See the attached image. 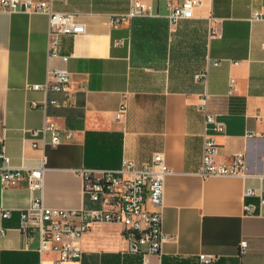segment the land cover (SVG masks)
Segmentation results:
<instances>
[{"label":"crops","instance_id":"crops-1","mask_svg":"<svg viewBox=\"0 0 264 264\" xmlns=\"http://www.w3.org/2000/svg\"><path fill=\"white\" fill-rule=\"evenodd\" d=\"M145 1L158 16L114 26L111 17L126 13L130 0H53L54 10L75 13L85 25L81 34L60 35L53 57L48 15L0 11V132L6 153L14 165L44 160V201L59 208L98 206L84 192L82 168L116 169L124 158L139 166L156 152L165 154L171 173L160 253H131L120 225L96 222L79 242L82 257L66 264H200L202 254L214 257L211 264H264V205L254 216L244 214V204L258 205L264 194V0H203L195 18L175 27L166 17L168 0ZM193 57L200 60L197 73L208 69L206 85L195 78L189 88H171V67L187 66ZM58 67L70 72L66 113L56 112L66 107H44L60 94L30 87L45 84L48 71ZM205 92L208 111L224 122L223 131L205 127ZM124 100L127 110L117 120ZM45 122L71 130L72 138L34 147L29 129ZM205 132L218 143L217 163L230 166L243 153L247 175L200 174ZM247 187L255 194L246 196ZM31 196L26 181L3 188L0 178V207L12 210L0 217L6 229L0 264H53L57 257L39 252L37 230L27 235L19 229L20 210Z\"/></svg>","mask_w":264,"mask_h":264},{"label":"built area","instance_id":"built-area-1","mask_svg":"<svg viewBox=\"0 0 264 264\" xmlns=\"http://www.w3.org/2000/svg\"><path fill=\"white\" fill-rule=\"evenodd\" d=\"M53 0H0V11H24L48 15V55H58L59 37L62 34L77 35L85 31V25L77 20L75 13L59 12L53 9ZM203 5V0H182L173 4L168 0L166 17L172 27L183 19L196 17V9ZM154 5L145 0H130L129 10L121 15H114L111 21L114 26L125 20L138 17L158 16ZM259 18V15H257ZM64 61L67 55L61 56ZM217 63V62H216ZM196 80L206 85L208 69L196 74ZM34 89H45L46 92L60 94L62 98L53 97L45 102L44 107H66L70 93V72L67 68L58 67L48 71L45 84L30 85ZM208 94L202 97L200 108L205 114V127L208 124L216 131H223L225 124L218 120L207 108ZM35 105V103H34ZM127 110L124 100L115 117L121 120ZM249 133L248 137L253 136ZM29 137L34 147L49 144L56 146L62 141L72 138V131L61 129L53 122H45L41 127L29 129ZM5 132H0V178L2 187L24 180L32 196L30 204L20 210L21 232L30 235L38 231L40 253L54 251L57 257L53 264H66L70 260L80 259L82 249L80 240L85 231L93 223L111 222L121 226L122 235L128 243L131 253L159 254L165 239L162 230V207L164 204L166 177L171 168L166 162L163 152L154 153L150 161L136 165L134 161L124 158L116 169L84 167L80 170L83 176V188L96 207L59 208L48 206L43 197L44 160L38 165H14L5 149ZM218 143L212 134L205 132L203 140L202 162L200 174L208 176L247 175L243 153H237L232 165L219 164L216 161ZM36 191L40 194L33 195ZM255 189L247 187L245 195L255 194ZM151 204L153 209L148 207ZM264 205V194L260 196L259 204H244V214L254 216L258 206ZM12 210L0 207V217L8 218ZM6 229L0 226V235ZM247 240L240 243V252L245 253ZM214 257L202 254L200 264H211Z\"/></svg>","mask_w":264,"mask_h":264},{"label":"rangeland","instance_id":"rangeland-1","mask_svg":"<svg viewBox=\"0 0 264 264\" xmlns=\"http://www.w3.org/2000/svg\"><path fill=\"white\" fill-rule=\"evenodd\" d=\"M175 76L174 82H171V88H186L190 87L194 83L195 74L201 69L200 60L198 61L195 57L188 60L187 66H174L171 67ZM169 87V88H170Z\"/></svg>","mask_w":264,"mask_h":264},{"label":"trees","instance_id":"trees-1","mask_svg":"<svg viewBox=\"0 0 264 264\" xmlns=\"http://www.w3.org/2000/svg\"><path fill=\"white\" fill-rule=\"evenodd\" d=\"M67 110H69V108H62V109H56V112H60V113H66ZM80 114H82V111L80 110Z\"/></svg>","mask_w":264,"mask_h":264}]
</instances>
